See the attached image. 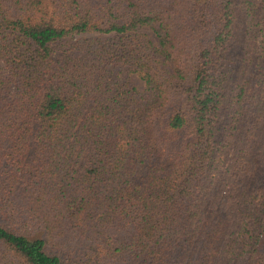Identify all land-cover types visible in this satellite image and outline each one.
<instances>
[{
  "label": "trees",
  "instance_id": "obj_1",
  "mask_svg": "<svg viewBox=\"0 0 264 264\" xmlns=\"http://www.w3.org/2000/svg\"><path fill=\"white\" fill-rule=\"evenodd\" d=\"M0 264H264V0H0Z\"/></svg>",
  "mask_w": 264,
  "mask_h": 264
},
{
  "label": "rangeland",
  "instance_id": "obj_2",
  "mask_svg": "<svg viewBox=\"0 0 264 264\" xmlns=\"http://www.w3.org/2000/svg\"><path fill=\"white\" fill-rule=\"evenodd\" d=\"M115 74L119 78L131 81L139 91L144 90L146 87L145 82L135 72H128L126 70H123L122 72H118L117 70Z\"/></svg>",
  "mask_w": 264,
  "mask_h": 264
}]
</instances>
